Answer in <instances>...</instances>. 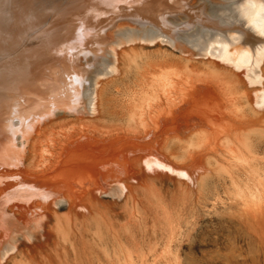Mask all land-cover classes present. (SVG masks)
<instances>
[{"label": "bare ground", "instance_id": "6f19581e", "mask_svg": "<svg viewBox=\"0 0 264 264\" xmlns=\"http://www.w3.org/2000/svg\"><path fill=\"white\" fill-rule=\"evenodd\" d=\"M263 124L264 0H0V264H29L17 237L51 218L72 246L92 226L119 244L102 197L134 221L157 173L186 196L209 158L253 163L249 129ZM247 165L262 186L245 188L261 195L264 171Z\"/></svg>", "mask_w": 264, "mask_h": 264}, {"label": "rangeland", "instance_id": "374dc122", "mask_svg": "<svg viewBox=\"0 0 264 264\" xmlns=\"http://www.w3.org/2000/svg\"><path fill=\"white\" fill-rule=\"evenodd\" d=\"M134 48L142 56L151 58L160 52L170 53L171 50L160 47L159 52V46L151 45H137ZM126 50L129 52V49ZM93 85L94 82L90 81L88 93L93 92L96 86ZM116 107L121 110L122 104L119 102ZM60 115H63L62 111L57 112V116ZM68 120L71 117L59 119L57 123L63 127L55 122L51 131L57 132L71 126L73 122ZM103 121L108 125L116 124L107 117ZM249 133L256 152L253 163H233L228 158L232 164L228 161L217 165L213 158H209L205 160L207 175H203L200 184H188L186 196L183 195L185 185L179 183L180 179L157 173L159 175L154 177L158 178L153 177V181L147 183L148 190L146 189L150 193L152 191L151 197L156 203H152L153 207H150V193L146 190L139 191L140 214L134 221L130 219L131 207L125 201L121 199L122 201L113 203L111 196L102 197L105 204H102L100 210L105 211L114 231L119 233V244L113 240L112 233L101 242L92 226L88 233L84 232V238L79 237V230H76L78 237L71 240L72 246L70 241H64L59 235L57 238V232L54 233L56 229L49 230L55 228V220L51 218L47 220L48 223H44L45 228L35 230L32 240H25L22 235H18L20 250L26 260L31 261L29 264H124L123 256L128 251L135 255H147L143 264H264V192L252 195L245 188L248 186L253 192L256 187L258 191L262 186L258 184L257 176L249 171L247 164L252 165L254 170L260 171L261 168V172L264 171V124L262 127L249 129ZM220 158L224 159L222 155ZM231 174L237 184L232 183ZM59 205V215H65L67 203L61 200ZM168 212L170 215H167ZM116 255L122 256L121 260H116ZM139 263L142 264L138 261L137 264Z\"/></svg>", "mask_w": 264, "mask_h": 264}]
</instances>
